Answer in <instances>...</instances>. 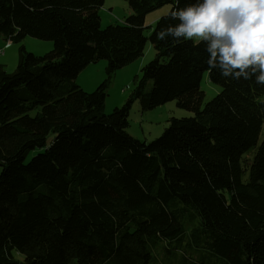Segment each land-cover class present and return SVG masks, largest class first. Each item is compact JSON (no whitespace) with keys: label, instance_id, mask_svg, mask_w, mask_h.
Instances as JSON below:
<instances>
[{"label":"trees","instance_id":"1","mask_svg":"<svg viewBox=\"0 0 264 264\" xmlns=\"http://www.w3.org/2000/svg\"><path fill=\"white\" fill-rule=\"evenodd\" d=\"M124 1L132 15L102 28L105 0H0L1 37L53 42L44 56L22 45L13 73L0 65V264H151L161 241L182 264H264V85L210 68L204 43L157 39L193 0ZM147 40L155 59L106 115L113 75ZM100 60L107 78L86 92L76 80ZM207 75L221 91L203 106ZM136 101L194 116L141 142L127 133Z\"/></svg>","mask_w":264,"mask_h":264},{"label":"rangeland","instance_id":"2","mask_svg":"<svg viewBox=\"0 0 264 264\" xmlns=\"http://www.w3.org/2000/svg\"><path fill=\"white\" fill-rule=\"evenodd\" d=\"M171 6H164L146 16L145 26H154L159 18L169 14ZM127 2L124 0H105L104 5L99 9L102 28H106L109 25L122 24L126 19L132 15ZM151 33L150 29H146L145 35L148 38ZM2 42L7 43V40L0 36ZM24 45L26 50L36 56H44L53 49L52 41L40 40L32 37H26L21 42H13L10 46H14L7 57L0 59V65H3L4 69L8 73H13L19 63V51L20 47ZM6 49V52L9 50ZM143 56L117 70L113 75L109 88L107 89L108 96L105 103V114L113 116L115 109L124 106L130 95L134 90V81L136 77H141L142 68L148 65L155 59V50L149 40L146 41L143 48ZM107 61L100 60L96 63L85 64L84 69L80 72L76 83L86 92H93L96 88L106 80ZM202 89L205 92V100L203 106L211 101L221 88L212 84L208 75L205 76L202 82ZM194 114L187 110L181 109L177 106L176 101H170L163 105H160L152 110H141L140 103L136 101L129 113L127 133L135 140L151 143L155 139L159 138L169 125L171 118H189ZM264 138V128L261 135V141ZM40 150L31 152L26 161L29 162L34 156L40 153ZM256 152L253 151V155ZM246 158H249L246 156ZM250 160V159H248ZM246 161L249 163V161ZM2 167L0 166V173ZM155 251H153L154 259L151 264H182L181 255L176 251H165V242L161 243ZM162 248V249H161ZM187 251L192 253V256L205 257L210 253L204 249H196L195 247L187 248ZM22 259V258H21Z\"/></svg>","mask_w":264,"mask_h":264},{"label":"clouds","instance_id":"3","mask_svg":"<svg viewBox=\"0 0 264 264\" xmlns=\"http://www.w3.org/2000/svg\"><path fill=\"white\" fill-rule=\"evenodd\" d=\"M169 16L178 23L161 28L158 40L204 43L210 68L264 85V0H193Z\"/></svg>","mask_w":264,"mask_h":264},{"label":"crops","instance_id":"4","mask_svg":"<svg viewBox=\"0 0 264 264\" xmlns=\"http://www.w3.org/2000/svg\"><path fill=\"white\" fill-rule=\"evenodd\" d=\"M8 42V41H7ZM13 43V42H12ZM7 44V43H6ZM5 43L4 42H2V40L0 39V49H4V55H3V57L5 58V57H7L9 54H11L12 53V51H11V49L14 47V46H10V48H9V50L6 52V49H8V48H5ZM2 57V58H3ZM1 58V59H2Z\"/></svg>","mask_w":264,"mask_h":264},{"label":"built area","instance_id":"5","mask_svg":"<svg viewBox=\"0 0 264 264\" xmlns=\"http://www.w3.org/2000/svg\"><path fill=\"white\" fill-rule=\"evenodd\" d=\"M7 44H12V41H8ZM4 55V49H0V59L3 57Z\"/></svg>","mask_w":264,"mask_h":264},{"label":"bare ground","instance_id":"6","mask_svg":"<svg viewBox=\"0 0 264 264\" xmlns=\"http://www.w3.org/2000/svg\"><path fill=\"white\" fill-rule=\"evenodd\" d=\"M11 44H6V47H9Z\"/></svg>","mask_w":264,"mask_h":264}]
</instances>
